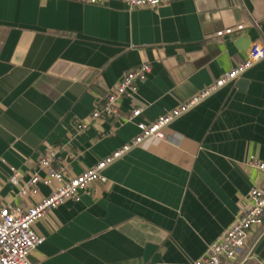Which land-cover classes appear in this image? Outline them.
Returning a JSON list of instances; mask_svg holds the SVG:
<instances>
[{"label": "crops", "instance_id": "obj_1", "mask_svg": "<svg viewBox=\"0 0 264 264\" xmlns=\"http://www.w3.org/2000/svg\"><path fill=\"white\" fill-rule=\"evenodd\" d=\"M232 30L229 34L219 32ZM264 40V0H172L129 10L122 2L0 0V206L28 207L25 184L56 148L75 176L242 61ZM147 63L118 116L90 115L125 72ZM142 114L126 120L132 108ZM81 123H87L84 129ZM109 164L105 183L35 223L44 240L32 264H190L247 204L264 175V60ZM105 134V136H103ZM43 174V173H42ZM264 264V220L238 257Z\"/></svg>", "mask_w": 264, "mask_h": 264}, {"label": "built area", "instance_id": "obj_2", "mask_svg": "<svg viewBox=\"0 0 264 264\" xmlns=\"http://www.w3.org/2000/svg\"><path fill=\"white\" fill-rule=\"evenodd\" d=\"M45 1V0H43ZM92 5H101L110 1L122 2L129 10L137 8H155L172 0H79ZM228 29L218 35L229 34ZM264 60V40L252 44L246 57L230 70L205 86L200 92L178 106L167 110L152 122L137 121V135L111 154L98 160L95 165L80 174L70 176L68 167L57 163L56 148H49L38 159L37 166L25 184L21 185L20 172L11 167L9 177L12 184L18 187V197L35 196L37 185L51 187L47 196L40 197L28 207L21 204H4L0 206V264H32L30 254L41 244L44 237L35 230V223L43 218L51 209L67 199L80 200L81 192L93 182L105 183L107 178L103 170L121 158L132 148L139 146L146 139L155 137L166 138V127L176 118L187 112L204 98L221 87L231 83L244 74L255 63ZM150 71V65L142 63L125 72L115 88L106 96L90 115L91 120L101 117L118 116L120 100L123 96H131L137 91V82L143 80ZM144 110L139 105L131 109L126 120L138 118ZM87 123H81L84 129ZM105 136V134H103ZM248 166L258 169L264 175V161L250 155L246 161ZM43 173V174H42ZM264 220V186H254L247 196V204L236 215L232 224L225 229L205 252L190 264H239L238 257L252 233L259 228Z\"/></svg>", "mask_w": 264, "mask_h": 264}, {"label": "water", "instance_id": "obj_3", "mask_svg": "<svg viewBox=\"0 0 264 264\" xmlns=\"http://www.w3.org/2000/svg\"><path fill=\"white\" fill-rule=\"evenodd\" d=\"M251 47H252V44H251ZM251 47H250V49H251ZM250 49H249V50H250ZM248 52H249V51H248Z\"/></svg>", "mask_w": 264, "mask_h": 264}]
</instances>
